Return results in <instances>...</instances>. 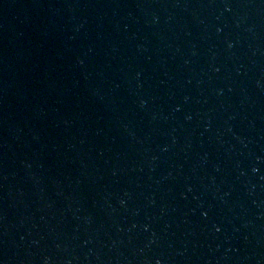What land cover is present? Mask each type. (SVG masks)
<instances>
[{"label": "water", "instance_id": "1", "mask_svg": "<svg viewBox=\"0 0 264 264\" xmlns=\"http://www.w3.org/2000/svg\"><path fill=\"white\" fill-rule=\"evenodd\" d=\"M0 264H264V0H0Z\"/></svg>", "mask_w": 264, "mask_h": 264}]
</instances>
